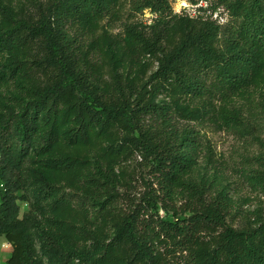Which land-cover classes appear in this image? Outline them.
Segmentation results:
<instances>
[{
  "label": "trees",
  "instance_id": "16d2710c",
  "mask_svg": "<svg viewBox=\"0 0 264 264\" xmlns=\"http://www.w3.org/2000/svg\"><path fill=\"white\" fill-rule=\"evenodd\" d=\"M218 9L232 20L224 28L211 18ZM199 11L176 14L169 0H0L4 264H264V219L234 228L229 197L186 180L188 152L211 162L202 127L229 130L237 118L226 105L264 88V0ZM122 20L119 35L104 30ZM11 83L22 100L5 99ZM28 166L50 201L40 220L20 217ZM251 174L264 194V169Z\"/></svg>",
  "mask_w": 264,
  "mask_h": 264
},
{
  "label": "rangeland",
  "instance_id": "374dc122",
  "mask_svg": "<svg viewBox=\"0 0 264 264\" xmlns=\"http://www.w3.org/2000/svg\"><path fill=\"white\" fill-rule=\"evenodd\" d=\"M215 0H169L174 13L195 17L199 9L207 10L210 3ZM127 11V6L123 12ZM208 14V13H206ZM217 16L216 23L226 27L232 23L230 17L222 9H218L212 20ZM138 19L150 21L152 16L144 11ZM125 21L118 23L103 22L104 30L111 35H119ZM156 70L153 65L151 72ZM6 100H22L16 91L15 83L9 88L3 89ZM251 100L234 99L226 105L230 116H235L237 121L229 130L221 129L214 125H205L202 132L207 141V148L211 151V162H208L204 152H188L194 162V169L186 177L187 181L195 184H214L215 188L223 191L231 200V209L228 214V224L234 228L244 225H251L264 219V194L252 179V171L264 169V88L253 91ZM161 101V99H159ZM1 109V107H0ZM133 165V164H132ZM25 188L21 195H24L26 202H19L20 217L29 214L40 220V213L48 211L50 201L39 193V178L34 169L27 168ZM137 188L136 191H139ZM142 190V189H141ZM138 193V192H137ZM60 194L72 201L76 206H85L90 212L97 209V201L84 199L78 193L69 191L64 187L60 188ZM176 205L182 202L179 192L173 194ZM161 217L165 213L160 212ZM4 238H0V264H4L11 255V246ZM39 248V243L36 242Z\"/></svg>",
  "mask_w": 264,
  "mask_h": 264
},
{
  "label": "built area",
  "instance_id": "2783aa9c",
  "mask_svg": "<svg viewBox=\"0 0 264 264\" xmlns=\"http://www.w3.org/2000/svg\"><path fill=\"white\" fill-rule=\"evenodd\" d=\"M214 20H216L217 21V16L214 18ZM219 24V23H218ZM2 187V186H1Z\"/></svg>",
  "mask_w": 264,
  "mask_h": 264
},
{
  "label": "clouds",
  "instance_id": "9594fccd",
  "mask_svg": "<svg viewBox=\"0 0 264 264\" xmlns=\"http://www.w3.org/2000/svg\"><path fill=\"white\" fill-rule=\"evenodd\" d=\"M5 247H10V245H5Z\"/></svg>",
  "mask_w": 264,
  "mask_h": 264
}]
</instances>
